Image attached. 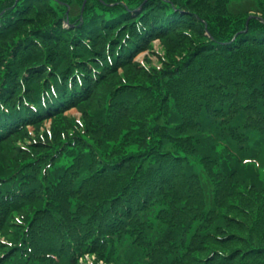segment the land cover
I'll use <instances>...</instances> for the list:
<instances>
[{
	"label": "trees",
	"instance_id": "16d2710c",
	"mask_svg": "<svg viewBox=\"0 0 264 264\" xmlns=\"http://www.w3.org/2000/svg\"><path fill=\"white\" fill-rule=\"evenodd\" d=\"M67 1L72 4L0 0V132L5 134L0 142L42 118L82 107L109 74L131 64L150 41L168 39L190 24L204 31L207 26L212 36L198 40L181 59L143 83L122 81L104 93L101 109L84 111L90 119L87 135L35 141L38 150L12 171L0 173L5 177L31 167L21 196L0 204V228L11 213L26 210L25 221L13 230H18L17 239L0 254V264H76L67 242L74 251L92 246L103 253L106 244L125 236L128 223L157 219V235H140L142 244L130 252L131 263L264 264L259 257L264 244L256 240L246 251L216 248L204 257L195 255L210 241L219 209L234 192V170L228 169L239 166L230 156L206 152L203 144L217 137L242 158L264 156V53L256 50L264 52V11H254L247 32V24L239 21L228 32L233 34L219 36L188 9V0L130 5L98 0L80 9L76 19L69 14L73 26L64 29L67 15L54 3ZM38 4L40 14L52 20L37 27L30 14ZM214 12L219 29H227L228 16ZM126 18L133 19L117 32L111 29ZM45 44L57 46L53 53L58 57L52 58ZM181 87L194 91L185 97ZM184 106L194 112L189 122ZM35 114L39 119L33 124ZM125 143L134 146L124 150ZM253 188L260 201L250 197L255 210L242 213L251 220L245 228L261 224L249 233L264 238V175L255 178ZM158 203L164 208L159 216ZM138 212L142 216L136 217ZM227 240L213 244L227 250ZM52 254L59 259L47 257Z\"/></svg>",
	"mask_w": 264,
	"mask_h": 264
},
{
	"label": "rangeland",
	"instance_id": "374dc122",
	"mask_svg": "<svg viewBox=\"0 0 264 264\" xmlns=\"http://www.w3.org/2000/svg\"><path fill=\"white\" fill-rule=\"evenodd\" d=\"M70 1H72V4L68 1L62 2V5H56L54 3V7H58L63 11L64 15L66 14L69 16L70 14L71 17L75 19L79 15V10L84 6L86 7L88 5L90 8L91 5L99 4V2H97L98 0ZM109 1H121L123 4L125 3L126 5H130L136 3L138 0ZM188 2H190L188 9L197 14L200 18H203V20H206L208 26L210 25V28L217 31L219 36L233 34L228 32L234 26L239 24V21L245 22L244 24L248 23L249 26L250 21L253 20V16L256 14L254 11H264V0H188ZM40 5L41 4H38L35 12L30 14V16L36 17L35 19L37 23L35 26L37 27L39 25H46L52 20V18L47 17L45 14H40ZM224 5L225 7L222 8ZM109 7L112 8L113 3H111ZM248 8L253 11H249L246 14H238L243 10L246 11ZM215 10L222 11V15L224 17L228 16L224 20L226 22L225 26L227 29H219V25L214 22V15L216 14L214 12ZM226 10L236 13L228 14ZM132 19L133 18H126L114 25L111 29L117 32V30H120L124 24H127ZM65 24L67 25L66 22ZM208 33L212 36L209 30ZM206 38V31L202 30L201 26L197 27L195 24H190V26L185 27V29H181V31L171 35L168 39L162 38L150 41L148 49L139 52L133 58L131 64H126L125 67L115 71L113 75L109 74L101 83L95 97L86 101L84 105L82 104V107H79L78 105L70 110L63 111L60 115L53 116L52 118H45L40 121V123L26 127L23 132L17 134L16 136L14 135L7 141L0 142V173L12 171L16 168V166H20L22 161L30 156L29 153L32 150H38L39 146L34 145L35 141H52L56 140L59 136L60 139L68 134L87 135L88 132L86 131L85 124L86 121L90 122V119L86 118L87 115L84 114V111L90 109L96 112L98 109H101L104 103L102 100L104 93L110 91L122 81L143 83V81H145L147 77H151L153 73H157L170 65V63L181 59L185 54L184 52L186 50H190L191 45L197 43L198 40H206ZM106 41H108V38H105V42ZM45 47H48V51L53 55L52 58L58 57L56 53H53V49L57 48V46L52 47V45L48 46L45 44ZM61 48L64 50L65 45ZM34 50V52H36L37 49ZM256 50L260 53H264L262 49L256 48ZM97 57L99 58L100 55ZM181 84H183L182 81ZM181 88L184 91L185 97H188V95L194 91V89H192L188 92L184 89V87ZM184 109L187 116L186 122H189L192 115H194V112L192 110L187 111L185 106ZM124 136L125 135H123L120 140L123 139ZM102 143H104V141ZM123 145H125L124 150H129L134 146L130 143H125ZM203 146L205 147L203 149H205L206 152L215 156L224 158L230 156L238 163L239 166L236 169H228L229 171L234 170L233 174L235 175L236 185L234 186L235 188H231H234V192L226 200V205L219 209L220 217L213 224L210 233L211 235L208 236L210 241L195 252V255L198 257H204L206 254H209L210 250H215L216 248H219L216 250L220 252H230L240 248H243L242 250L246 251L254 244L253 240L259 241L257 243L264 244L263 237L251 238L249 233L251 230H258L261 224L256 227L252 226L251 230H246L247 226L250 225L251 220L248 219L246 215L242 214L246 212L251 213L252 210H255L248 202L250 197H255V200L260 201L258 196L254 193L253 184L255 178L258 181V176L264 175V156L242 158L236 152L232 151L226 144L222 143L217 137L215 139L208 138L207 143H204ZM107 150H109V148ZM263 208H261L260 212ZM25 213L26 210L22 209L11 213L8 217V221L2 228H0V254L7 248V246H10L11 242H15L17 239L18 230H16L17 232H13V230L16 226L25 221ZM256 218L257 217H253L252 220L255 222ZM255 223L258 222L256 221ZM225 238H227V241L230 242L228 243L227 250L221 248L219 244V246L215 247L213 243H222L218 240ZM244 240L245 242H242ZM129 254L130 253L124 246H119L117 253L111 260H108L107 258L100 260L101 255H90L89 257L84 256L81 263L78 264H130L131 262L128 260ZM259 257L264 259V255H259ZM262 261L264 262V260Z\"/></svg>",
	"mask_w": 264,
	"mask_h": 264
}]
</instances>
